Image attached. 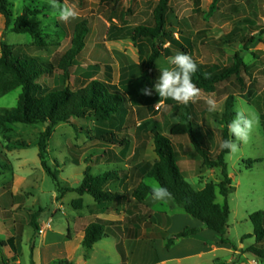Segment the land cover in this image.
Returning <instances> with one entry per match:
<instances>
[{"label":"rangeland","instance_id":"1","mask_svg":"<svg viewBox=\"0 0 264 264\" xmlns=\"http://www.w3.org/2000/svg\"><path fill=\"white\" fill-rule=\"evenodd\" d=\"M8 2L13 18L23 15L25 7L41 12L38 15H26V19L40 24L47 48L39 50L31 36L14 33L12 26H7L5 18L0 14V52L1 44L5 42L25 55L58 59L71 47L72 23L78 19H86L90 24V33L85 48L73 62L70 80L66 85L75 90L95 79L110 81L126 91L135 92L141 101L140 107L128 104V121L124 123L123 130L117 133L119 138L125 134L130 136V143L124 147L92 139L102 127L94 122L72 119L55 126L48 142L49 165L57 174L61 188L76 185L75 180L81 179L80 172L83 173L88 164L94 165L96 159L104 155L102 163L94 165L93 172L125 171L131 176L129 188L136 187L140 182V172L135 169V165L143 157L157 159L151 134L140 130L139 126L153 118L166 134L173 120L171 115L178 106L175 101L171 100L169 104L166 100L157 110L154 105L159 100L158 94L153 90L151 96H145L140 90L144 87L152 88L160 75L159 68L168 67L166 58L177 52H185L197 63L214 70L232 65L235 54L242 53L247 65L241 75L242 82L232 77L220 84L213 93L201 90L200 99L192 104L197 112L198 123L213 134L206 142L213 156L218 154L222 143L219 133L222 127L214 121L212 115L225 110L229 96H234L235 108L252 109L259 114V126L252 132L249 142L242 144L238 153L226 156L232 193L226 199L217 188V202L221 205L227 202L230 207L229 233L239 253L232 254L228 249H221L216 255L221 259L217 264H264V260L246 252L255 239H242L244 235L254 233L250 215L264 211V0H171L167 32H171L172 37L161 39L164 51L156 61L154 70L150 71L139 60V51L133 41L116 40L110 30L113 27L134 29L141 25H152L158 0H124L115 13L112 11L114 5L109 4V0H62L61 3L69 4L78 12V17L67 23L53 14L48 0ZM250 38H255V42L246 47V40ZM147 57L148 54L144 60ZM39 83L49 91L64 87L65 78L60 72H55L41 78ZM20 94L21 89H18L0 98V110L16 106ZM208 98H214L218 102L217 111L207 110L205 101ZM86 129L91 132L90 136L85 132ZM45 131L44 124H16L9 131L0 130V224H22L24 227L22 244L21 231L14 245L15 253L20 256V264H31L34 244L40 246L41 237L47 235H43L41 230L49 233L52 228H56L55 224L66 222L65 215H53L57 207L56 200L60 199L59 193L52 178L42 168L38 147L33 146ZM15 142H25L32 147L8 151L7 144ZM173 142L186 181L195 190L204 188L207 183H221V168L208 167L201 172L198 165L200 156L188 137H174ZM77 165H80V169ZM153 182L156 181H149V185ZM13 193L16 194L15 197ZM131 193L132 191L126 195L118 207H132ZM72 197H76V194H69L67 199ZM150 203L155 202L150 199ZM155 204L165 210L170 209L168 201ZM181 212L185 214L184 211ZM34 215L38 217L34 218ZM52 217L53 220L47 222ZM34 220L44 225L36 230L33 227ZM154 220H158L165 229L167 216ZM156 229L151 225L147 231L154 237L161 236L164 229ZM2 249L7 250L5 247ZM245 254H248L247 257H244ZM9 261L12 264V260ZM212 262L209 256L183 264H213ZM142 264L155 263L149 258Z\"/></svg>","mask_w":264,"mask_h":264},{"label":"trees","instance_id":"2","mask_svg":"<svg viewBox=\"0 0 264 264\" xmlns=\"http://www.w3.org/2000/svg\"><path fill=\"white\" fill-rule=\"evenodd\" d=\"M123 1L109 0V4L113 3L114 5L112 7L114 13ZM170 3L171 0H158L152 25H141L134 29L113 27L110 30V32L113 31V38L116 40L130 39L133 41L139 51V60L148 66V71L154 70L156 61L164 51L161 39L172 37V33L167 32ZM40 13L39 10L25 7L23 15L13 18L8 0H0V14L5 18L6 25L12 26L14 33L28 34L39 50H45L47 44L43 38L42 27L39 23L26 19V15H38ZM71 28V47L63 56L55 60H49L39 55H25L16 51L13 45L5 42L1 44L0 98L18 89H21V94L16 106L0 110V130L9 131L16 124H44L46 131L33 145L39 149L42 168L55 183L59 197L70 192H75L80 196L73 201V207L81 209L84 195L92 196L100 205H110L125 199V196L115 187L117 184L123 183L128 178V174L122 170L94 173L92 167L88 166L79 187L61 188L57 174L49 165L48 142L55 126L59 123H68L72 119L94 122L104 128H99L92 139L124 147L130 143V136L125 134L124 137L119 138L117 133L123 130L124 123L128 121V104L140 107L141 101L135 92L126 91L110 81L95 79L75 90L66 85V82L70 80L73 62L86 46L90 24L86 19H78L72 23ZM246 41V47H248L250 43L255 42V38ZM146 54L148 57L147 60H144ZM197 65L198 71L192 76L193 82L200 90L208 93L215 92L220 84L232 77H236L242 82V72L247 69L241 52L235 54L234 62L226 68L214 70L212 67L200 63ZM55 72H60L64 76L65 85L47 91L45 86L39 83V80L46 75H53ZM148 75L150 74L148 73ZM167 103L170 104L171 99L167 100ZM234 109L235 98L229 96L225 110L222 113L212 115L214 121L222 127L219 130L222 141L231 139L227 125L235 115ZM171 116L173 120L168 126L166 134L162 132L157 120L153 118L139 126L140 130L151 134L157 155V159L154 160L143 157L139 164L140 167L138 166L140 176L144 180L158 181L168 188L178 208L202 222L205 228L218 233L223 244H230L236 250V245L231 240L229 233L230 207L227 202L224 205L217 202V188L220 189V194L226 199L233 191L226 162V156L229 154L227 150H221L219 147L218 154L213 156L206 144L208 137L213 136V134L198 123L197 112L192 103L176 106ZM82 130L85 129L82 128ZM85 132L89 136L91 135L89 130L86 129ZM174 137H188L190 139L200 156L198 165L201 172L208 167L222 169L223 180L219 185L207 183L201 190H195L186 181L178 162V151L173 142ZM30 147H32L31 144L15 142L7 144L6 149L14 151ZM150 192V185L142 181L134 188L132 198L136 204L144 205V201L150 196ZM38 215H34V218ZM250 220L254 227V233L244 235L242 239L245 241L255 238V243L246 252L259 260H264V211L253 213L250 215ZM33 227L36 230L40 228L36 220L33 222ZM199 232V228L187 227L177 234H167L165 235L166 248L170 250L178 240L191 237ZM107 237L104 225L95 222L85 229L83 245L87 250H91ZM7 245L8 242L0 239L1 253L2 248ZM123 257H125L124 254ZM3 262L4 264H11L4 254ZM58 264L71 263L62 260Z\"/></svg>","mask_w":264,"mask_h":264},{"label":"crops","instance_id":"3","mask_svg":"<svg viewBox=\"0 0 264 264\" xmlns=\"http://www.w3.org/2000/svg\"><path fill=\"white\" fill-rule=\"evenodd\" d=\"M104 157L105 155L99 156L94 165H100ZM140 163L135 165L137 171H139ZM94 165L88 164L92 170ZM77 166L80 167V165ZM98 172L104 171L97 170L95 173ZM83 173L80 172L79 177L81 179L75 180L76 185L71 186V188H77L81 185ZM130 177L128 174V178L115 187L125 198L130 191L133 192L140 182L144 181L149 185V181L152 180H144L140 176L138 185L130 189L128 186ZM69 194H76V197L67 199ZM15 196L16 194L13 193V197ZM89 196L84 195L82 197L83 207L81 209L73 207V201L80 198L75 192L67 193L56 200L57 207L53 211V215L58 213L65 215L66 222L65 224H55V229L52 228V231L46 236H40L42 238L41 245L34 244L31 251V264H58L62 260H67L71 264H142L149 258H152L155 264H183L194 259L203 260L209 256L211 262L217 264L221 262V259L216 255L219 250L228 249L232 254L239 253V250L237 248L235 250L232 245L223 244L218 233L205 228L202 222L187 213L181 212L173 199L168 201L170 209L165 210L162 206L156 205V202L150 203V199H146L144 205L136 204L132 198V193L131 198L134 204L131 203L132 207L126 206L124 208H120L118 205L125 199L110 205H100L92 196L91 199ZM164 216L168 218L165 229L158 220H154V218ZM50 220H53V217L47 222ZM95 222L104 225L108 237L97 243L91 250H87L83 245L85 229ZM43 225L44 223L39 224L40 227ZM151 225H154L156 230L164 229L161 236L156 235L154 237L150 234L151 232L147 231ZM187 227L199 228L200 232L178 240L168 250L164 238L165 234H177ZM23 228L22 224H0V239L8 242L5 247L7 250L2 249V253L0 252V264H4L3 254L8 260H12V264H20V256L15 253L14 245L18 241V234L21 231L23 232L21 234L22 244L25 232ZM247 255L245 254L244 257Z\"/></svg>","mask_w":264,"mask_h":264},{"label":"clouds","instance_id":"4","mask_svg":"<svg viewBox=\"0 0 264 264\" xmlns=\"http://www.w3.org/2000/svg\"><path fill=\"white\" fill-rule=\"evenodd\" d=\"M49 6L53 9V14L62 22H69L78 17L77 10L60 0H48ZM168 67L159 68L160 75L152 88L144 87L140 91L145 96H151L153 90L158 94L159 100L154 108H159L166 100H173L178 105L195 103L200 99L201 90L193 82L192 76L198 71V65L191 55L185 52H177L168 56ZM207 110L215 112L218 102L214 98L205 101ZM235 115L227 125L231 139H225L220 144L221 150H227L229 155H234L240 151L242 144H247L251 139L252 132L259 126L260 117L252 109L236 107ZM150 199L153 202L170 201L174 199L168 188L158 181L151 184Z\"/></svg>","mask_w":264,"mask_h":264},{"label":"built area","instance_id":"5","mask_svg":"<svg viewBox=\"0 0 264 264\" xmlns=\"http://www.w3.org/2000/svg\"><path fill=\"white\" fill-rule=\"evenodd\" d=\"M157 109V108H156ZM160 109V107L157 109V110H159ZM41 233L43 234V235H46L47 234V230H41Z\"/></svg>","mask_w":264,"mask_h":264},{"label":"water","instance_id":"6","mask_svg":"<svg viewBox=\"0 0 264 264\" xmlns=\"http://www.w3.org/2000/svg\"><path fill=\"white\" fill-rule=\"evenodd\" d=\"M47 126H48V124H47Z\"/></svg>","mask_w":264,"mask_h":264}]
</instances>
